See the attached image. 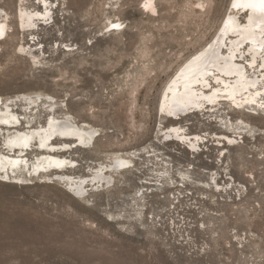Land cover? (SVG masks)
Returning a JSON list of instances; mask_svg holds the SVG:
<instances>
[{
    "label": "rangeland",
    "instance_id": "374dc122",
    "mask_svg": "<svg viewBox=\"0 0 264 264\" xmlns=\"http://www.w3.org/2000/svg\"><path fill=\"white\" fill-rule=\"evenodd\" d=\"M18 1L0 0L8 24L0 105L33 113L37 126L69 122L70 134L49 143L68 146L58 154L72 164L47 174L27 168L20 183L0 179V264H264V52L253 68L245 46L236 53L259 78L256 102L218 98L192 114L175 109L178 119L157 113L166 84L212 39L230 0H152L149 15L139 8L147 0H52L54 21L33 28L35 42L18 30L17 13L42 4ZM217 75L206 76L209 89L219 88ZM172 125L198 139L168 137ZM38 148L27 149L28 165ZM114 155L131 164L103 173L111 189L86 181L80 194L72 191Z\"/></svg>",
    "mask_w": 264,
    "mask_h": 264
},
{
    "label": "bare ground",
    "instance_id": "6f19581e",
    "mask_svg": "<svg viewBox=\"0 0 264 264\" xmlns=\"http://www.w3.org/2000/svg\"><path fill=\"white\" fill-rule=\"evenodd\" d=\"M18 2L22 4L24 0H19ZM36 3L42 4L40 10L24 7L20 8L17 13L18 30L31 35L30 40L32 42H35V37L32 36V33H34L33 28L38 29L39 24L46 28L50 26V22L54 21L53 1L36 0ZM153 3L152 0L141 2L139 7L140 11L142 10L143 13L146 12L147 14L155 13L156 8L153 6ZM228 5L229 11H226L212 39L187 58L166 84L157 104V113L159 115L167 117L168 114L169 118L173 119L174 117L178 119L182 115L180 112L184 114L187 112L194 113L195 107L204 106L205 104H207L208 108L215 106V104H218V98L228 101L230 104H238L241 100L248 103L258 100L259 95L263 92L262 88L257 87L259 78L255 75L248 76L246 74L244 65L239 64L236 59L239 56L236 53L245 46V50L250 55L249 66L253 68V64L256 62L258 55L264 52V38H262L264 32V0H230ZM240 14L245 15V24H242L239 20ZM114 26H118V24ZM7 28L6 14L0 10V39L5 36ZM227 39H229L228 43H226ZM33 45L36 46L38 44L34 43ZM62 46L66 52L74 49L68 44H62ZM225 46L227 49L226 54L223 51ZM24 53V46H19L17 54L23 55ZM240 56H242L241 53ZM259 67L264 69V59L261 61V65L259 64ZM211 71L218 72L219 77H216L215 80L218 82L219 88L209 89L210 85L207 83L208 81H205L206 76ZM262 76L264 77V73ZM207 89H209L208 91L210 93L206 92ZM40 99V95L35 96L32 111H34ZM1 100L0 98V104L4 103ZM6 100L5 103L8 102V98ZM175 109H180L181 111H175ZM35 120L33 113L28 115L25 112L20 116L14 113L8 106L1 107L0 105V133L3 135V139L0 141V179L7 180L13 175L14 181L20 183L22 182L20 179L22 177L18 174L24 173L27 168L29 173L38 174L42 172V174H47L55 170V172H64L68 170V165L70 163L72 164L70 160L58 154L62 150L68 149V146L63 143H60V145H54L53 142L49 143L60 132L70 134L69 122L65 121L63 127L57 129L52 125L50 118L46 119L45 125L43 126H37V121ZM165 135L171 138L175 137L177 140L183 141V143L186 140L198 139V136H193V138L185 136L184 128L180 125L168 127ZM85 138L80 137L79 139L82 142L86 140ZM34 142L35 145H39L40 150L31 158L33 161L28 165L29 161L26 158V152ZM229 142L232 144V140H229ZM130 164L131 161L129 159L114 155L110 158L108 164L101 165L98 171H95L96 173H92L93 176L91 179L79 178L75 189L72 191L80 194L84 190L83 185L86 181H91V185L94 187L96 182L106 181L105 184H108L109 182L103 174L104 172H110L112 175L119 174L123 170H126ZM65 177H67L66 179H72L69 176ZM43 178L50 179L49 176ZM102 188L106 190L112 187L109 184L104 186L103 183ZM139 200H141V204L137 206L136 212L141 215V210L145 209L146 206L144 193L141 194ZM138 220L145 227L144 219Z\"/></svg>",
    "mask_w": 264,
    "mask_h": 264
}]
</instances>
